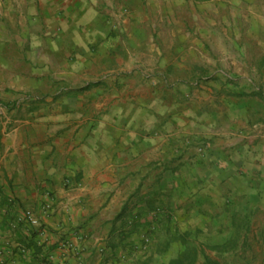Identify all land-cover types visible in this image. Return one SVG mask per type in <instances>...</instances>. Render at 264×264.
<instances>
[{
  "label": "rangeland",
  "instance_id": "rangeland-1",
  "mask_svg": "<svg viewBox=\"0 0 264 264\" xmlns=\"http://www.w3.org/2000/svg\"><path fill=\"white\" fill-rule=\"evenodd\" d=\"M169 2L128 22L105 72L49 75L98 102L67 108L114 113L161 151L138 191L160 189L145 217L126 213L112 264H264V0Z\"/></svg>",
  "mask_w": 264,
  "mask_h": 264
},
{
  "label": "crops",
  "instance_id": "crops-1",
  "mask_svg": "<svg viewBox=\"0 0 264 264\" xmlns=\"http://www.w3.org/2000/svg\"><path fill=\"white\" fill-rule=\"evenodd\" d=\"M166 1L0 0V264H112L125 218L145 217L160 188H138L149 154L161 151L114 113L67 108L98 102L71 103L61 83L50 91L49 75L105 72L127 48L128 22L140 25ZM27 210L37 225L20 220Z\"/></svg>",
  "mask_w": 264,
  "mask_h": 264
},
{
  "label": "built area",
  "instance_id": "built-area-1",
  "mask_svg": "<svg viewBox=\"0 0 264 264\" xmlns=\"http://www.w3.org/2000/svg\"><path fill=\"white\" fill-rule=\"evenodd\" d=\"M20 220L28 221L32 225H37L39 223V220L33 215V213L30 210L25 211L22 217H20ZM61 247L62 249H66L70 251V249H72L73 246L70 242L66 241V242L61 243ZM1 254L2 252L0 251V255ZM63 264H69V263H63ZM79 264H84V263H79Z\"/></svg>",
  "mask_w": 264,
  "mask_h": 264
},
{
  "label": "trees",
  "instance_id": "trees-1",
  "mask_svg": "<svg viewBox=\"0 0 264 264\" xmlns=\"http://www.w3.org/2000/svg\"><path fill=\"white\" fill-rule=\"evenodd\" d=\"M123 211H124V210H123ZM123 211H122L121 213L118 214V216H117V220L120 219V218H123V217L126 215L125 212H123Z\"/></svg>",
  "mask_w": 264,
  "mask_h": 264
}]
</instances>
